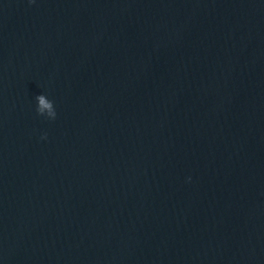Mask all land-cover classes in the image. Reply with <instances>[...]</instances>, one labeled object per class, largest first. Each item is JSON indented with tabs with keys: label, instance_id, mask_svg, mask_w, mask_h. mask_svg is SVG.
I'll list each match as a JSON object with an SVG mask.
<instances>
[{
	"label": "water",
	"instance_id": "1",
	"mask_svg": "<svg viewBox=\"0 0 264 264\" xmlns=\"http://www.w3.org/2000/svg\"><path fill=\"white\" fill-rule=\"evenodd\" d=\"M0 264H264V0H0Z\"/></svg>",
	"mask_w": 264,
	"mask_h": 264
},
{
	"label": "clouds",
	"instance_id": "2",
	"mask_svg": "<svg viewBox=\"0 0 264 264\" xmlns=\"http://www.w3.org/2000/svg\"><path fill=\"white\" fill-rule=\"evenodd\" d=\"M34 2V0H31ZM37 100V107L36 113L38 116L46 117L50 121H55L57 118V111L55 108L54 101H51L47 98L46 95L41 94L36 97ZM42 139H47V134L45 133Z\"/></svg>",
	"mask_w": 264,
	"mask_h": 264
}]
</instances>
